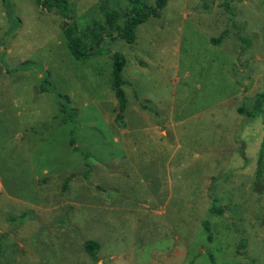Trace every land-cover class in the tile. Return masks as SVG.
<instances>
[{
    "label": "rangeland",
    "instance_id": "rangeland-1",
    "mask_svg": "<svg viewBox=\"0 0 264 264\" xmlns=\"http://www.w3.org/2000/svg\"><path fill=\"white\" fill-rule=\"evenodd\" d=\"M7 1L0 264H264V193L253 188L264 103L252 119L237 112L264 91V0H167L160 16L136 26L132 43L108 30V52L84 61L69 54L62 16L34 0ZM68 3L81 36L107 27L103 4L118 10L120 26L129 9L128 0ZM114 51L126 60L120 120ZM43 83L67 95L73 120ZM213 199L223 213H208ZM89 239L99 244L94 256Z\"/></svg>",
    "mask_w": 264,
    "mask_h": 264
},
{
    "label": "trees",
    "instance_id": "trees-1",
    "mask_svg": "<svg viewBox=\"0 0 264 264\" xmlns=\"http://www.w3.org/2000/svg\"><path fill=\"white\" fill-rule=\"evenodd\" d=\"M230 0H225L224 4L228 3ZM3 4L8 10V14H11L12 4L10 1L2 0ZM36 5L47 11H55L60 16L63 17L62 22V32L66 40L67 49L69 54L76 60L84 61L89 57L97 54H103L108 52V48L101 45V42L106 31H111L117 36L123 38L126 42L132 43L135 40V28L136 26L144 22L149 16L158 17L160 16L161 9L166 5L167 0H154L153 5L147 4L144 0H128L129 9L126 17L123 21L122 26L118 23L119 12L114 8H109L105 4L102 5V12L105 17V23L107 27L104 26H91L87 27V33L84 36L78 34L76 25L69 21L70 18V7L68 0H34ZM223 5V3H222ZM224 6V5H223ZM228 33L227 29H223L217 37L211 38L213 42L220 43L223 36ZM249 44L246 43L245 46ZM125 57L119 51H114L111 53V88L113 90L114 96L117 101V113L115 118L120 120L122 118L123 112L126 108L127 99L122 85L125 84V79L122 77V69L125 64ZM43 90L52 91L55 95L59 112L65 119L73 120L75 116V110L70 105V100L66 94L55 91L48 83L42 84ZM264 103V91H261L255 95L252 100L251 105L247 108L243 104L237 107V112L245 114V117L252 119L262 113V105ZM144 108L147 109V105L142 104ZM68 144L76 150L75 137L73 135V129L69 130ZM241 156H244V150L242 146L239 148ZM83 154V152H82ZM83 155L84 164L89 165L86 162L88 154L85 152ZM74 173L67 175L62 182V191L66 189L67 183L70 181ZM85 178L89 176L88 171H83ZM253 188L258 193H264V135L261 140V144L258 150V156L256 161L255 178L253 181ZM225 207L217 205L213 199L211 205L208 208V213L210 214H221L223 213ZM26 213L21 212L19 218L21 221L25 219ZM202 227L206 232V237L211 240L210 227L206 219L201 221ZM2 242L0 241V249ZM84 247L87 252L94 256L95 252L99 248L97 241L89 239L84 242ZM239 254L243 252L238 251Z\"/></svg>",
    "mask_w": 264,
    "mask_h": 264
}]
</instances>
